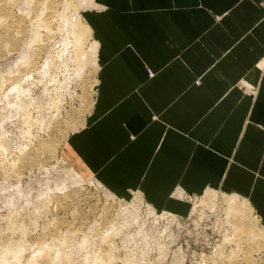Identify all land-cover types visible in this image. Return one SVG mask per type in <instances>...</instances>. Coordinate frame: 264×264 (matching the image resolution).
Instances as JSON below:
<instances>
[{"label":"crops","instance_id":"1","mask_svg":"<svg viewBox=\"0 0 264 264\" xmlns=\"http://www.w3.org/2000/svg\"><path fill=\"white\" fill-rule=\"evenodd\" d=\"M91 4L94 104L65 157L175 216L191 209L184 195L232 196L264 231V0Z\"/></svg>","mask_w":264,"mask_h":264},{"label":"rangeland","instance_id":"2","mask_svg":"<svg viewBox=\"0 0 264 264\" xmlns=\"http://www.w3.org/2000/svg\"><path fill=\"white\" fill-rule=\"evenodd\" d=\"M82 1L0 0V264H264V231L242 200L207 191L169 227L65 157L95 96Z\"/></svg>","mask_w":264,"mask_h":264},{"label":"bare ground","instance_id":"3","mask_svg":"<svg viewBox=\"0 0 264 264\" xmlns=\"http://www.w3.org/2000/svg\"><path fill=\"white\" fill-rule=\"evenodd\" d=\"M92 3V0H83L82 1V3H80V4H82V6H80L81 7V9H82V11H86L87 9H89L90 8V6L92 5L91 4ZM80 8H78V10H79ZM75 15L73 16V19L71 18L70 19V21H71V26L73 27V29H74V26H75V24L78 22V19H79V11H77L76 13H74ZM87 26V25H86ZM73 31V30H72ZM73 35L74 36H76V37H78V38H80V36L78 35L77 36V34H74L73 33ZM93 54L96 56V48L95 47H93ZM16 91H20V88L19 87H16ZM185 196V195H184ZM187 200L188 199H190V197H188V196H186L185 197ZM234 200H236L235 198H234ZM234 200H232V201H230L229 202V204H228V206L231 208V207H233L232 205H234L235 206V201ZM194 204V203H193ZM247 205H246V203H242L241 204V206H238V208L239 207H241V209H243V208H245ZM145 207L147 208V206L145 205ZM243 207V208H242ZM148 209V208H147ZM191 209H192V211H193V205H191ZM161 215H163L162 217L164 218V219H162L165 223H166V225L168 226V224L169 223H173V221H174V218L176 217V216H174V215H171V214H169V213H166L165 211H162V212H160L159 213V215H158V217H155L157 220L159 219L160 220V218H161ZM151 217H153V216H151ZM161 220V221H162ZM162 221V222H163ZM169 227H170V224H169Z\"/></svg>","mask_w":264,"mask_h":264},{"label":"built area","instance_id":"4","mask_svg":"<svg viewBox=\"0 0 264 264\" xmlns=\"http://www.w3.org/2000/svg\"><path fill=\"white\" fill-rule=\"evenodd\" d=\"M176 197H177V193H176ZM184 197H186V196H184ZM190 202H193L192 201V198H190V199H188ZM174 220H175V218H174Z\"/></svg>","mask_w":264,"mask_h":264}]
</instances>
